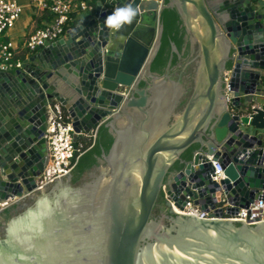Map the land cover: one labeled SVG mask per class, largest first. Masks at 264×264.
Returning a JSON list of instances; mask_svg holds the SVG:
<instances>
[{
	"label": "water",
	"instance_id": "1",
	"mask_svg": "<svg viewBox=\"0 0 264 264\" xmlns=\"http://www.w3.org/2000/svg\"><path fill=\"white\" fill-rule=\"evenodd\" d=\"M127 3L138 9L133 23L108 29L105 18ZM167 9L176 11L190 54L185 64L171 44L157 75L151 65ZM263 92L258 0L97 2L64 38L0 72V202L16 200L9 219L0 216V264H264V221L224 218L264 193ZM53 103L77 135L104 127L113 141L77 184L75 165L36 191ZM176 163L182 168L171 172ZM213 163L223 171L218 183ZM188 200L213 219L170 205Z\"/></svg>",
	"mask_w": 264,
	"mask_h": 264
},
{
	"label": "built area",
	"instance_id": "2",
	"mask_svg": "<svg viewBox=\"0 0 264 264\" xmlns=\"http://www.w3.org/2000/svg\"><path fill=\"white\" fill-rule=\"evenodd\" d=\"M108 1V0H104ZM30 7L36 11L47 12L51 18L38 28L28 34L17 47L9 38V32L14 28L17 20L22 14V8L16 0H0V72L9 73L21 68L24 61L17 58L23 51L30 55L37 52L45 44H53L64 38L69 24L72 22V14L91 15L95 5L81 0H29ZM67 29V30H66ZM27 58V57H26ZM25 58V59H26ZM230 72L225 73L224 81L227 83ZM130 89H124L122 97H126ZM227 111L234 115L230 107V101L226 99ZM45 141L47 155L43 171L35 179L36 191H39L55 179L67 175L77 164L83 154L82 147L76 146L77 135L72 126L70 116L59 103L48 105L45 111ZM76 135V139L74 136ZM96 134L92 135L95 138ZM213 174L211 181L218 183L224 178L223 171L216 163L212 164ZM165 197L166 190L163 189ZM262 198L255 200L247 208L239 209L235 216H224L228 220L242 221L252 224L264 221V193ZM16 200L0 202V214L12 208ZM172 208L187 212L190 216L199 220H212L213 211H201L193 200H188L182 209L170 204Z\"/></svg>",
	"mask_w": 264,
	"mask_h": 264
},
{
	"label": "trees",
	"instance_id": "3",
	"mask_svg": "<svg viewBox=\"0 0 264 264\" xmlns=\"http://www.w3.org/2000/svg\"><path fill=\"white\" fill-rule=\"evenodd\" d=\"M86 1L94 4L96 6L97 2H104V0H81ZM165 3H168V0H165ZM42 17L38 21L41 23L42 21L48 22L51 18V16L45 12H41ZM74 14H72L71 17H73ZM73 19V18H72ZM76 23V22H75ZM74 22H71L67 29H70L75 25ZM161 24L163 26V33L161 38V46L157 53V56L151 65V72L157 75H162L167 63L169 61L170 55H171V44H174L177 51L179 53L183 52V57L188 59V56L190 54V44L185 39V30L181 26V22L179 20V17L174 9H167L164 10L161 14ZM66 29V30H67ZM30 54L28 52H21L17 58L21 61L25 60L26 57H28ZM172 65L176 63V57H172L171 61ZM112 137L108 133L107 128H101L98 133L96 134V138L94 141L90 140H77L76 146H81V152L83 154L78 159L75 169L72 172V184H77L84 173L90 171L92 168H94L97 165V159L101 156L102 153H107L111 147L112 144ZM195 147H191L189 150H187L182 156V160H189L191 158V155L194 151ZM182 168L181 165L176 163L172 168L171 172L179 171ZM161 208L165 209V206H163V200H160L159 203ZM14 207L4 211L0 216L4 217L6 220L9 219L11 213L14 211ZM166 210V209H165Z\"/></svg>",
	"mask_w": 264,
	"mask_h": 264
},
{
	"label": "crops",
	"instance_id": "4",
	"mask_svg": "<svg viewBox=\"0 0 264 264\" xmlns=\"http://www.w3.org/2000/svg\"><path fill=\"white\" fill-rule=\"evenodd\" d=\"M258 1H259L261 8H262V14H264V0H258ZM19 5L22 8V14L19 17V19L17 20L14 28L9 32V38L17 47H21L22 42L24 41L25 37L28 34H30L31 32H33L34 30H36L38 28H42L44 23H46V21H42L41 23L38 22L42 17L41 12L32 9L29 6V4H27V3L26 4H19ZM27 11H28V13H27ZM24 13H25V18L22 19V15H24ZM84 17H85V15H82V14H74L72 17L73 18L72 22H74V23L76 22L75 23V25H76ZM260 100L262 102H264V92L262 93ZM94 132L95 131H93L89 136L79 135L76 140H78V141L79 140H87L88 141L91 139L92 141H94L96 138V136H95V138H92V135L94 134Z\"/></svg>",
	"mask_w": 264,
	"mask_h": 264
},
{
	"label": "clouds",
	"instance_id": "5",
	"mask_svg": "<svg viewBox=\"0 0 264 264\" xmlns=\"http://www.w3.org/2000/svg\"><path fill=\"white\" fill-rule=\"evenodd\" d=\"M138 15V9H136L132 3L116 7L104 20V25L112 31L119 32L125 26L133 23L134 19Z\"/></svg>",
	"mask_w": 264,
	"mask_h": 264
},
{
	"label": "rangeland",
	"instance_id": "6",
	"mask_svg": "<svg viewBox=\"0 0 264 264\" xmlns=\"http://www.w3.org/2000/svg\"><path fill=\"white\" fill-rule=\"evenodd\" d=\"M18 1V3L19 4H29V0H17ZM29 6H30V4H29ZM27 13H28V11H27ZM25 18V13H24V15H22V19H24Z\"/></svg>",
	"mask_w": 264,
	"mask_h": 264
},
{
	"label": "flooded vegetation",
	"instance_id": "7",
	"mask_svg": "<svg viewBox=\"0 0 264 264\" xmlns=\"http://www.w3.org/2000/svg\"><path fill=\"white\" fill-rule=\"evenodd\" d=\"M186 61H187V58H185V64H186ZM184 63H183V66L185 65ZM18 209V208H17ZM15 212H17V211H15Z\"/></svg>",
	"mask_w": 264,
	"mask_h": 264
}]
</instances>
